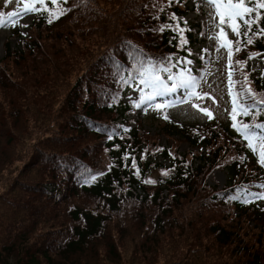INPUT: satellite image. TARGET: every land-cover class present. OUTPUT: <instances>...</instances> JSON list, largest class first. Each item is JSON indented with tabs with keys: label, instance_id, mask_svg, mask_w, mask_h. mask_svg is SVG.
Returning <instances> with one entry per match:
<instances>
[{
	"label": "trees",
	"instance_id": "trees-1",
	"mask_svg": "<svg viewBox=\"0 0 264 264\" xmlns=\"http://www.w3.org/2000/svg\"><path fill=\"white\" fill-rule=\"evenodd\" d=\"M188 3L67 0L68 11L51 23L36 13L20 49L6 45L0 264H264V200L233 198L241 186L264 191V168L231 127V103L224 120L204 126L164 122L167 137L199 149L188 155L179 153L180 140L164 147L158 136L126 121L131 89L119 83L115 65L132 66L129 45L157 60L194 58V26L187 24L183 47L177 32L153 30L175 23L170 13L184 18ZM248 52L264 55V37L234 56L247 61L249 87L264 96V74L248 67ZM233 77L242 79L239 72ZM225 94L228 100L227 87ZM256 120L264 122V107ZM157 155L173 164L154 180L162 169L153 161ZM218 169L228 174L222 189L208 184Z\"/></svg>",
	"mask_w": 264,
	"mask_h": 264
},
{
	"label": "snow or ice",
	"instance_id": "snow-or-ice-1",
	"mask_svg": "<svg viewBox=\"0 0 264 264\" xmlns=\"http://www.w3.org/2000/svg\"><path fill=\"white\" fill-rule=\"evenodd\" d=\"M10 0H4L7 5ZM67 0H23V8H17L19 11H9L5 14L0 12V27L16 26V18L23 14L40 13L47 14L48 22L51 23L54 19L65 14L68 9L64 7ZM179 2V0H177ZM171 5L172 0H167ZM209 4L215 9V16L219 20L220 25H226L231 32L237 37L233 42L227 39V33L224 27H220L216 34V38L220 41V46L228 49V94L231 99V111L229 112L231 127L239 133L243 141L246 142V147L257 156V163L264 168V122H257L256 117L259 110L264 107V96L249 87L247 72L243 71L246 65V60L233 61V53L241 51L242 47L251 45L258 37H264V0H199V5ZM38 5V6H37ZM155 6V5H154ZM163 7L160 11L163 12ZM169 20L175 23H161L154 31H164L166 28L178 33L179 42L177 47H183L188 43L185 36L187 22L183 17H177L175 13H170ZM183 21V26H181ZM255 25V29L253 26ZM27 27V25H22ZM243 29V32H241ZM241 36H243V44L241 43ZM221 37L223 40L221 41ZM235 43V46L232 45ZM129 57L132 61L131 67H122L116 64V75L120 77L119 83L122 86H127L134 92L139 93V99L134 101V106L140 109L142 106L154 107L156 109H163L165 107L174 106L168 99L158 100L157 98H166L169 94H177L179 96V103H185L192 97H200V94L195 91L198 77L192 74V71L187 65L192 64V61L187 57H177L175 60L171 56L157 60L154 57L143 53L141 49L136 46L129 45ZM191 55V49H186ZM207 49H202L199 55L207 52ZM260 57L264 59V55L259 52H248L247 59ZM178 69V71H174ZM239 72L242 79H234L233 73ZM206 95V94H205ZM115 99V95L111 97ZM193 107H197L193 104ZM200 111L206 113L208 118H212V114L206 108H200ZM239 117V119H238ZM248 117L246 121L243 119ZM167 119V116H165ZM120 130L127 132L128 129L120 126ZM114 134L119 135L118 132ZM108 139L113 138V133H110ZM119 147V145H114ZM127 153L124 159H127ZM244 159V157H241ZM132 166L135 167V159L133 158ZM167 174V170H164ZM98 173L97 175H101ZM137 174L139 170L137 169ZM96 176L91 179L95 180ZM146 182L156 183L157 181L148 180ZM264 189V184L259 185ZM238 196L234 199L240 200L242 203H250L255 200H264V191H251L248 186H241L237 189Z\"/></svg>",
	"mask_w": 264,
	"mask_h": 264
},
{
	"label": "rangeland",
	"instance_id": "rangeland-1",
	"mask_svg": "<svg viewBox=\"0 0 264 264\" xmlns=\"http://www.w3.org/2000/svg\"><path fill=\"white\" fill-rule=\"evenodd\" d=\"M23 8V0H10L5 5L4 0L1 5L9 11H19ZM191 12L185 17L184 21L188 25L195 26L194 35L198 38L199 43L194 47V58L190 59L192 64V73L198 77V83L195 91L200 94V97H192L185 103H179V96L177 94H169L166 98H157L158 100L168 99L173 103L172 107H165L163 109H153V107L142 106L140 109L133 106V113L128 114L127 122L130 127H140L145 133L151 136H158L160 143L164 147H170L173 140H180L179 153L181 155H188L199 151L198 148L192 147L188 142L183 141L182 138L167 137L161 129L164 122L182 124V125H206L212 119L224 120L228 110V101L225 94V86L229 72L228 65V49L220 46V41L217 40L216 34L220 27H224L227 33V39L237 40V37L231 32L226 25H220L218 18L215 16V9L205 3L199 5V0H189L188 3ZM35 13L23 14L16 18V26L0 27V58L4 57L5 47L9 46L11 50L20 49V42L28 35L30 27L33 24ZM27 25L23 27L22 25ZM223 37H221V41ZM233 47V45H232ZM202 49H207L202 55ZM233 53V58L235 56ZM198 58H201L199 61ZM258 68H264L257 60L252 63V70L256 71ZM206 94V95H205ZM139 99V93L131 90L128 92L125 103L134 104L135 100ZM196 104L197 107H193ZM200 108H206L212 114L209 119L206 113L200 111ZM148 113V114H147ZM144 116V117H143ZM167 116V119H165ZM137 125L134 122H137ZM139 124V125H138ZM170 138V139H169ZM201 149V148H200ZM153 161L162 166L158 172H154L152 178L154 180L166 175L164 170L172 166L171 159L163 158L159 155L153 157ZM200 161L197 160V164ZM227 171L218 169L215 170L209 178V184L214 187L222 188L227 182Z\"/></svg>",
	"mask_w": 264,
	"mask_h": 264
}]
</instances>
